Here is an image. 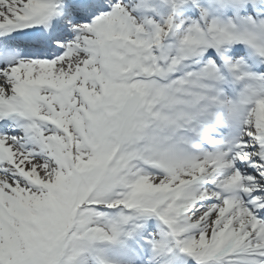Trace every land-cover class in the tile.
Listing matches in <instances>:
<instances>
[{
    "label": "snow or ice",
    "instance_id": "snow-or-ice-1",
    "mask_svg": "<svg viewBox=\"0 0 264 264\" xmlns=\"http://www.w3.org/2000/svg\"><path fill=\"white\" fill-rule=\"evenodd\" d=\"M0 264H264V0H0Z\"/></svg>",
    "mask_w": 264,
    "mask_h": 264
}]
</instances>
